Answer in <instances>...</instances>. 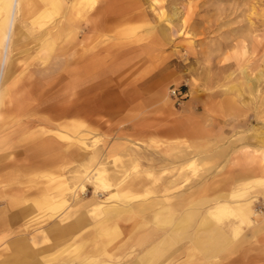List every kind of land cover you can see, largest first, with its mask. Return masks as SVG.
Returning <instances> with one entry per match:
<instances>
[{"label":"rangeland","instance_id":"rangeland-1","mask_svg":"<svg viewBox=\"0 0 264 264\" xmlns=\"http://www.w3.org/2000/svg\"><path fill=\"white\" fill-rule=\"evenodd\" d=\"M0 5V264H264V0Z\"/></svg>","mask_w":264,"mask_h":264},{"label":"crops","instance_id":"crops-1","mask_svg":"<svg viewBox=\"0 0 264 264\" xmlns=\"http://www.w3.org/2000/svg\"><path fill=\"white\" fill-rule=\"evenodd\" d=\"M47 2V0H45ZM53 11L52 9L50 10V12ZM53 13V12H52ZM48 13L45 15V17H47ZM99 106V110H103V112H107V113H111L112 111H114V105L111 102H102V104L99 102L98 104ZM116 106V105H115ZM118 107V105L116 106ZM60 121L62 119H59ZM48 128H51L50 126H47ZM53 128V127H52ZM37 129L36 125L33 126H29L27 127L26 130H35ZM40 137V136H39ZM51 139V140H50ZM52 140H56L57 142L61 143L60 145H57L60 149L57 150L56 148L54 149L52 147V145L48 148L45 147L44 149L39 151V148H37L38 146H42L43 144H45L48 142H52ZM24 145L27 146V149H23L22 151H17L15 150L14 152H16L17 154H22L25 157V161L26 163L24 164H16L11 163L12 161H2V157L0 156V200H5L6 203V207L9 205H12L11 200H6L9 199L10 197H8L9 194V190L5 189V187L3 186V184L6 182V180L10 177L11 173L13 174V170H63V153H64V149L66 148V143L65 141L57 138L54 134L52 133H47L46 135L41 136L40 138H29L25 140ZM53 150L58 151L56 153V151H54V154H51V152ZM62 151V152H61ZM60 154V156H59ZM0 155H2V153H0ZM27 159V160H26ZM6 170H12L11 172H6ZM4 212V210H3ZM97 259L93 258L92 259V264H100L96 262ZM32 264H37L36 261L32 262ZM57 264H86L85 263V258L84 260H77L75 262H71V263H63V262H59ZM152 264H160V263H152Z\"/></svg>","mask_w":264,"mask_h":264},{"label":"bare ground","instance_id":"bare-ground-1","mask_svg":"<svg viewBox=\"0 0 264 264\" xmlns=\"http://www.w3.org/2000/svg\"><path fill=\"white\" fill-rule=\"evenodd\" d=\"M2 9V6L0 5V10ZM176 14V13H175ZM168 18V17H167ZM243 70V69H242ZM258 76H260V75H258ZM247 78H248V76H247ZM250 78V77H249ZM261 78V77H260ZM253 79H255V77H253ZM257 79V81L259 80V78H256ZM244 80H246V79H244ZM251 80V79H250ZM249 83H251V82H249ZM256 83V82H255ZM252 84V83H251ZM249 87H251L252 88V86H249ZM257 87V86H256ZM251 88H250V90H251ZM248 89V88H247ZM247 89H246V91H247ZM253 89V88H252ZM249 92V91H248ZM254 94V93H253ZM255 135V134H254ZM255 138V137H254ZM250 146V145H249ZM213 150V149H212ZM214 151V150H213ZM218 151V150H217ZM215 152V151H214ZM225 151H223L222 150V152H221V154L222 153H224ZM209 153V152H208ZM216 153V152H215ZM218 153V152H217ZM219 153H220V151H219ZM219 156H221L220 154H218ZM217 154H216V156H218ZM98 173V172H97ZM107 177V176H106ZM97 179H98V181H99V185H97L96 186V188L97 189H99V188H105L106 186H107V184L105 183L107 180H105V177L103 176V172H101V171H99V173H98V175H97V177H96ZM108 182V181H107ZM255 183L256 184H261V185H264V178H259V177H257L256 178V180H255ZM249 186V185H248ZM255 186V185H254ZM258 186V185H257ZM257 186H255V187H257ZM95 188V189H96ZM232 202V201H231ZM244 204H247V203H244ZM243 206V205H242ZM245 207V206H244ZM213 218L216 220V221H220V220H222V218L224 217V216H230V215H233V216H236L237 217V214L236 213H234V211L233 210H230L229 209V207L227 206V203L226 202H223V203H218L217 205H216V208H215V210L213 211ZM233 216H230V217H233ZM225 218H227V217H225ZM239 222H241L240 221V219H239ZM220 224V223H219ZM240 226H237L235 229H234V234L236 235V234H238L239 233V231H240ZM154 241V240H153Z\"/></svg>","mask_w":264,"mask_h":264},{"label":"built area","instance_id":"built-area-1","mask_svg":"<svg viewBox=\"0 0 264 264\" xmlns=\"http://www.w3.org/2000/svg\"><path fill=\"white\" fill-rule=\"evenodd\" d=\"M173 93H175V91H173Z\"/></svg>","mask_w":264,"mask_h":264}]
</instances>
